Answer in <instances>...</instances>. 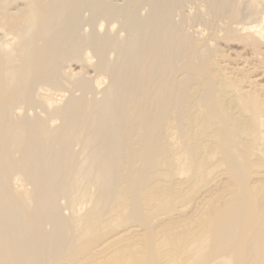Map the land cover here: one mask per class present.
<instances>
[{
  "label": "bare ground",
  "instance_id": "6f19581e",
  "mask_svg": "<svg viewBox=\"0 0 264 264\" xmlns=\"http://www.w3.org/2000/svg\"><path fill=\"white\" fill-rule=\"evenodd\" d=\"M261 7L0 0V264H264Z\"/></svg>",
  "mask_w": 264,
  "mask_h": 264
},
{
  "label": "rangeland",
  "instance_id": "374dc122",
  "mask_svg": "<svg viewBox=\"0 0 264 264\" xmlns=\"http://www.w3.org/2000/svg\"><path fill=\"white\" fill-rule=\"evenodd\" d=\"M263 10H264V8L262 9V7H261L260 10H259L260 13L257 15V17H258L259 15H260L259 17H263V16H264V11H263ZM261 12H262V13H261ZM262 14H263V16H262ZM208 16H209V15H207V16L205 15V17H208ZM213 17H214V16H213ZM257 22H258V20H257ZM231 49L234 50V51H235V50H236V51L240 50V48H236V47H234V46H232Z\"/></svg>",
  "mask_w": 264,
  "mask_h": 264
}]
</instances>
